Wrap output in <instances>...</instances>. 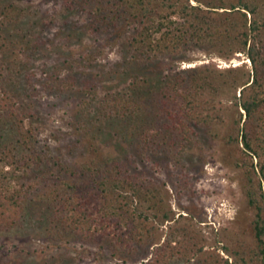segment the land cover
I'll use <instances>...</instances> for the list:
<instances>
[{
	"label": "rangeland",
	"instance_id": "374dc122",
	"mask_svg": "<svg viewBox=\"0 0 264 264\" xmlns=\"http://www.w3.org/2000/svg\"><path fill=\"white\" fill-rule=\"evenodd\" d=\"M2 20L0 98L7 103L0 110V151L13 145L29 158V175L19 184L24 190L31 183L34 187L19 224L0 231V264H146L171 240L176 224L190 227L197 246L190 253L167 255L165 264H198L212 252L224 260L229 256L224 246H254V212L242 186L245 169L235 165L236 147L226 135L240 90L221 84L224 69L251 68L246 55L225 59L186 47L160 53L144 66L163 78L214 64V74L221 75L212 121L197 126L191 141L182 135L173 141L171 134L148 133L147 122L157 117L154 105L141 110L134 123H127L131 115L112 117L106 108L110 95L132 91L135 75H142L127 44L136 23L119 19L111 24L84 0H0ZM22 119L31 130L28 145L18 135ZM117 162L142 188L135 203L148 212L157 206L159 214L147 222L151 232L123 250L113 234L86 237L55 220L54 196L67 191V169L108 168ZM5 170L23 174L12 165Z\"/></svg>",
	"mask_w": 264,
	"mask_h": 264
},
{
	"label": "trees",
	"instance_id": "16d2710c",
	"mask_svg": "<svg viewBox=\"0 0 264 264\" xmlns=\"http://www.w3.org/2000/svg\"><path fill=\"white\" fill-rule=\"evenodd\" d=\"M194 1L84 0L93 2L104 19L110 17L111 24L119 19L136 23L127 44L133 51L132 57L143 67L142 75L139 72L135 75L130 84L136 85L132 91L110 95L106 108L112 117L126 119L131 115L127 123H134L141 110L154 105L157 117L147 122L149 134H171L173 141L182 135L181 139L191 141V132L202 123H210L214 117L211 112L215 108L214 90L221 75L214 74L211 69L214 64L189 68L175 75L168 72L163 78L160 72L147 71L144 66L160 53L177 52L186 47H199L225 59H231L236 53L246 55L251 68L224 69L221 84L234 88L235 92L240 90L239 96L237 93L234 96L236 110L226 135L228 143L236 147L235 165L245 169L242 186L247 205L254 212V246L227 245L224 249L229 256L224 260L212 252L198 264H229L230 257L235 260L234 264H264V0ZM3 23L4 20L0 27ZM4 45V40H0V51ZM179 73H185L186 77ZM203 94H208V98L202 100ZM6 103L1 97L0 110L6 109ZM17 124L21 143L28 145L26 137L30 128L23 119ZM28 159L24 154L19 155L13 145L0 151V231L15 227L22 218L28 191L34 187L31 183L24 190L19 184L29 175ZM7 165L22 170V176L10 175L5 170ZM66 173L70 174V180L63 182L67 191L54 196L58 210L55 220H60L64 230L86 237L113 234L121 250L131 240L151 232L147 222L158 217L157 206L155 212H148L141 209L138 200L135 203L142 188L135 177L124 173L120 163L108 168L86 164L82 170L67 169ZM164 218L170 215L165 213ZM189 228L181 224L171 228V240L146 264H165L167 255L194 251L197 242Z\"/></svg>",
	"mask_w": 264,
	"mask_h": 264
}]
</instances>
